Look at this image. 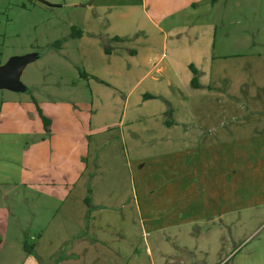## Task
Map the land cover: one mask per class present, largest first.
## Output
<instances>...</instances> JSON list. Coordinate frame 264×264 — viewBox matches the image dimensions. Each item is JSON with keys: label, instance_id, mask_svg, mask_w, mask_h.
Here are the masks:
<instances>
[{"label": "rangeland", "instance_id": "374dc122", "mask_svg": "<svg viewBox=\"0 0 264 264\" xmlns=\"http://www.w3.org/2000/svg\"><path fill=\"white\" fill-rule=\"evenodd\" d=\"M90 1L0 0V65L26 64L15 87H0V264H210L213 257L224 258L236 246L242 248L239 259L264 264V156L258 160L254 154L255 140L241 139L248 145L238 147V139L237 146L230 145L240 119L229 117L235 112L233 106L231 114L226 112L250 93L232 90L229 99L221 88L227 71L231 82L239 85L243 80L248 90L262 79L264 0H210V6H200L194 20L200 25L210 22V37H214L210 79L220 85L209 92L190 86V92L174 97L177 117L184 118L177 128L181 137L167 139L159 147L185 151L196 141L225 143L218 149L224 155L214 153L211 165L230 173L236 169L237 175L214 183L222 186L229 202L223 203L225 214L211 221L207 218L210 198L204 196L207 189L203 192L192 181L183 190L178 187L181 181L184 186L189 183L190 170L179 184L163 173V167L189 158L186 153L157 156L163 150L154 145L146 152L144 167L132 162L133 175L127 167L128 158L138 157L143 143L161 141L144 132L155 123L151 119L137 118L128 124L124 117L120 125L123 95L114 86L122 77L113 71L117 55H126L127 47L143 45L139 40L146 28L141 27L142 15L122 18L110 8L96 15L88 7ZM87 17L98 22L92 37L98 41L70 38L72 25L84 29ZM201 29L200 44L186 47L191 55L202 51ZM119 31L132 37L117 44L113 36ZM171 40L170 36L168 43ZM140 91L142 86L135 93ZM73 100L80 104L74 108L75 115L88 127L91 115L97 116V133L86 139L91 143L88 170L70 185L37 181V171L47 167L39 151L49 148L44 139L50 142L52 127L50 132L42 129L36 102L48 107ZM252 117L240 118L251 125ZM188 118L195 127H203L205 138H190L197 129H191ZM210 127L232 130V141L218 138L219 131L210 139ZM200 174L193 177H200L197 184L204 185ZM235 185L239 187L234 193Z\"/></svg>", "mask_w": 264, "mask_h": 264}, {"label": "crops", "instance_id": "0c3cea01", "mask_svg": "<svg viewBox=\"0 0 264 264\" xmlns=\"http://www.w3.org/2000/svg\"><path fill=\"white\" fill-rule=\"evenodd\" d=\"M202 5L210 6V0H91L88 3V7L94 8L96 15H99L104 9L108 8L115 10L117 15L122 18H139L142 15L141 27L146 28L145 34L139 40L140 44L143 43V45L127 47L125 51L126 55L118 54L117 60L113 64V71L122 76L114 85L117 92L123 95L124 112L120 125L124 122V117L129 121L128 124L136 122L137 118L144 119L142 117H145L151 119L155 123L147 129L144 128V132L149 135L154 134V138L161 139L160 142L143 143L139 148L142 155L139 154L134 159L128 158L130 160L126 165L132 175L134 171L132 162H136L140 164V167H144L147 164L148 153L146 152H149V148L154 145L159 148L161 144L167 142V139L173 141L181 137V131H178L177 128L184 122V118L177 117L176 107H173L171 102L174 97L183 92H190V86L195 90L205 91L207 89L208 92L210 88H219L220 83H217L214 78L210 79V39L214 38L210 37V22L200 25L194 20L197 18L198 10ZM97 17L100 19L101 16H95V19ZM95 19L85 18L83 22L84 29H78L75 25H72L71 29L76 28L75 30H79L81 33L77 36H72L70 33L69 37L86 39L85 41L90 43L98 41L92 38L96 37L97 32L96 27L98 22ZM199 26H203V29H201V33H203L201 37L203 42L202 51L201 53L191 55L187 53L190 50H187L186 47L187 45L191 47L193 45L196 46L198 41V44H200ZM166 28H169L168 31H166ZM128 35V32L119 31L113 36V39L119 44L120 41L124 42L126 39L132 37L131 33ZM170 36L172 40L168 43ZM117 46L119 47V45ZM212 46L216 47L215 40ZM107 52L111 55L110 49H107ZM236 56H241V53H238ZM125 59H127L126 62L123 61ZM25 66L26 64L24 63L23 68ZM194 70L197 72V85H192V80L195 76ZM259 72L262 79L259 83H255L250 90H248L249 85L243 82V80L240 81L239 85L231 82V79H228L230 77L228 71L224 73L222 78L223 85L221 88L226 98L229 97L230 99L233 93L232 90L250 93L249 98H240L234 102V105H229L228 110H226L228 114H231L230 108L233 106L235 112L229 117L234 120L240 119L239 126L237 127L238 130L234 132L236 133L234 135V142L230 143L232 141V130L230 129L224 132L225 130L221 131V128L216 130L214 127H210L209 131L210 139L215 138V133L219 131L218 138L228 139L229 141H227L232 146H237L236 141L238 139V147L239 144L248 145V142H242L243 140L241 139L250 140V142L255 140L256 147L254 154L259 156L258 160H262V156H264V64L262 62L261 71ZM84 73L85 76L88 75L86 72ZM92 74L96 75V73ZM139 86L143 87V92L140 91L136 94V89ZM127 89L128 93H126ZM162 98L170 101L167 104L155 102V100ZM37 103L43 114L45 113V116L51 119L50 126L52 127L50 135L51 144L48 140L44 139V142L49 144V148L46 147L39 151L41 157L45 159L47 167L37 171V181L41 180L42 182H51L53 184L60 182L68 185L80 181L88 170L91 143L86 139L95 132L97 133V128H94L97 123V116L95 114L91 115L88 127L87 121L84 124V120L75 115L74 108L80 106L75 100L63 105L53 102L48 107L42 105L41 102ZM35 108L37 114H39L36 105ZM248 115L253 116L249 120V124L251 125H246L247 119L241 121L240 118L241 116L246 118ZM188 122V124L192 125L191 129L195 130V132L197 129V134L190 138H205L206 133L203 127H195L193 119L188 118ZM42 124L41 127L44 129V122ZM130 132L132 133L131 130ZM121 134L123 136V130ZM223 144L225 143L221 141L215 143L214 141L206 140L204 144L196 141L193 146H189L185 151L180 150V147H167L164 145L159 148V150L163 151L155 153L157 156L178 155L181 153H186L185 156H189V158L183 160V163L178 162L175 165L163 167V173H169L170 178L168 180H175V183L179 184L177 181L183 180L186 177V172L190 170L189 174L187 172L188 177L190 176L187 179V181L190 180L189 183L184 186L181 181L178 187L183 190V187L185 188L190 185L192 181L199 189L202 187L200 190L207 189V194L204 196L207 199L210 198V214H208L209 211L207 213V218H210V221L219 218L218 216L222 217L226 212L225 209H227L223 203L229 202L228 197H223L222 186L216 187L217 183L221 177L225 180H231L234 175H237L236 169L233 173H230L226 170H218L214 165H211V156H214V153H217L218 156L224 155L222 150L218 151V149H221L219 146ZM229 148L230 146L228 148L223 147V149ZM145 153L146 155H144ZM195 156L201 158L194 160ZM33 163L35 164L34 160ZM178 169H182V173ZM195 173L201 175L205 181L204 185L197 184L200 177L194 178L193 174ZM238 187L239 185H235L234 193ZM176 188L175 185V194H177ZM182 190L180 189L178 193L180 194ZM195 196L192 195L191 198ZM217 196L218 199H215ZM239 196L240 193L237 196L238 202L241 200ZM180 201L182 200L180 199ZM93 203H97V201ZM172 224L176 225L179 223L174 222ZM239 247L236 246L224 258L220 256L213 257L210 260V264H248L247 259H239L242 250ZM251 260L257 263L254 259Z\"/></svg>", "mask_w": 264, "mask_h": 264}, {"label": "water", "instance_id": "95a60500", "mask_svg": "<svg viewBox=\"0 0 264 264\" xmlns=\"http://www.w3.org/2000/svg\"><path fill=\"white\" fill-rule=\"evenodd\" d=\"M23 66L24 61L0 66V87H15Z\"/></svg>", "mask_w": 264, "mask_h": 264}, {"label": "trees", "instance_id": "16d2710c", "mask_svg": "<svg viewBox=\"0 0 264 264\" xmlns=\"http://www.w3.org/2000/svg\"><path fill=\"white\" fill-rule=\"evenodd\" d=\"M76 28H73L72 29V32H71V35L72 36H77V35H80V31L79 30H75ZM194 73H195V76H194V78H193V80H192V83H193V85H197L196 84V82H197V72L194 70ZM81 74L83 75V76H85V73L84 72H81ZM36 104H37V109H38V112H39V114H40V116H41V118H42V120H43V122H44V126H45V129L47 130V131H49L50 130V125H51V119L50 118H48V117H46L44 114H43V112H42V110H41V108L39 107V105H38V103L36 102ZM27 245H25V247H26Z\"/></svg>", "mask_w": 264, "mask_h": 264}]
</instances>
